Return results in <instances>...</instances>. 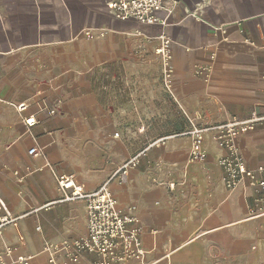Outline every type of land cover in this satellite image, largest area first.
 Masks as SVG:
<instances>
[{"label":"crops","instance_id":"crops-1","mask_svg":"<svg viewBox=\"0 0 264 264\" xmlns=\"http://www.w3.org/2000/svg\"><path fill=\"white\" fill-rule=\"evenodd\" d=\"M108 1L0 0V194L19 217L0 235V255L11 246L9 264L19 253L65 263L46 247L87 237L88 217L83 201L42 209L62 196L57 174L97 191L167 137L126 182L110 181L118 210L134 206L143 227L146 254L124 264H264V208L249 212L246 180L225 187L214 130L264 115V0H164L173 9L166 28L120 21ZM162 32L174 40L170 88L154 53ZM210 63L209 79L195 74ZM157 119L174 130L148 127ZM195 127L205 129L203 161H190ZM236 143L248 168L264 163V124ZM98 259L85 252L72 264Z\"/></svg>","mask_w":264,"mask_h":264},{"label":"built area","instance_id":"built-area-1","mask_svg":"<svg viewBox=\"0 0 264 264\" xmlns=\"http://www.w3.org/2000/svg\"><path fill=\"white\" fill-rule=\"evenodd\" d=\"M107 7L120 21H132L150 27H168L173 13V9H168L165 6L164 0H109ZM187 12L196 22L202 21L196 7L189 8ZM84 33L91 36L90 32ZM159 39L161 44L154 50V53L162 60L164 84L166 88H170L171 79L175 72L172 52L174 40L164 32L159 34ZM210 57L214 61L216 54L211 53ZM213 70V63H210L206 66L197 67L195 74L206 80L211 77ZM18 109L22 111L26 107L20 104ZM55 112L56 110H51V113ZM26 123L32 127L36 121L35 119H28ZM263 124L264 115L253 111L247 118L242 120L233 118L214 127L216 143L225 152V155L219 160L223 171L224 185L227 189H233L246 180L248 186L255 192L249 207V212L252 215H258L259 211L264 208V163L255 169L248 168L246 161L240 154L236 140L242 134L255 131ZM204 132L205 129L202 127H195L189 132L193 136L190 161H203L206 158L202 144ZM166 140L167 137H160L150 142L145 150L124 162L121 169L97 191H86L72 174H57L56 183L62 196L59 200L44 206L42 209L49 210L59 202L83 201L86 204L88 217L87 237L64 241L61 244L47 245V250L52 253H66L67 261L60 264L77 263L80 256L85 252H93L99 257L98 260L90 264H124L143 259L146 250H144L142 241L141 219L136 215V208L132 205L126 211L118 210V201L115 199L109 184L113 179L126 182L130 170L139 167L141 158L145 156L146 152L157 145L165 144ZM40 154L41 150L37 147L29 150V155L33 158ZM0 213L1 235L6 227L18 221L19 218L11 215L8 204L1 194ZM39 229L37 228V230ZM13 252V247H6L0 255V264H9L6 258L14 256ZM33 260L34 256L31 254L19 253L16 257L17 264H32ZM50 263L56 264V258H52Z\"/></svg>","mask_w":264,"mask_h":264},{"label":"rangeland","instance_id":"rangeland-1","mask_svg":"<svg viewBox=\"0 0 264 264\" xmlns=\"http://www.w3.org/2000/svg\"><path fill=\"white\" fill-rule=\"evenodd\" d=\"M151 129L155 130L157 129L159 133H170L174 128L172 127V124L165 119H157L156 121H153L148 125Z\"/></svg>","mask_w":264,"mask_h":264}]
</instances>
